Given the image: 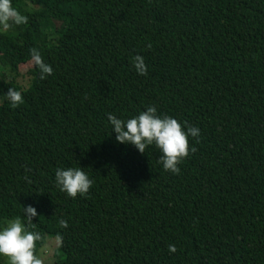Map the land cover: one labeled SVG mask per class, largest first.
<instances>
[{
    "label": "trees",
    "instance_id": "16d2710c",
    "mask_svg": "<svg viewBox=\"0 0 264 264\" xmlns=\"http://www.w3.org/2000/svg\"><path fill=\"white\" fill-rule=\"evenodd\" d=\"M11 2L28 22L0 28V223L38 232L37 257L54 234V264H264V0ZM150 106L200 130L179 174L112 132L109 114ZM67 168L93 181L86 195L57 187Z\"/></svg>",
    "mask_w": 264,
    "mask_h": 264
},
{
    "label": "clouds",
    "instance_id": "9594fccd",
    "mask_svg": "<svg viewBox=\"0 0 264 264\" xmlns=\"http://www.w3.org/2000/svg\"><path fill=\"white\" fill-rule=\"evenodd\" d=\"M28 22V17L22 15L12 6L11 0H0V28L8 30L13 24L21 25ZM151 48L149 44L147 46ZM32 59L39 69V78L46 79L53 74V68L43 61L40 53L32 49ZM132 64L139 75L147 74V67L142 56H135ZM8 102L13 108L23 102L21 92L9 88L6 93ZM108 120L112 126L115 139L121 144H131L141 153H145L148 146H155L161 153L159 162L166 172L179 174L178 165L196 151L190 147L189 136L198 138L200 130L187 126V130L170 116H159L155 107H148L138 116L126 121L109 114ZM199 140H197V143ZM56 185L68 197L76 198L77 195H86L92 187L93 181L81 168L57 169L55 173ZM24 215L29 224L37 216V211L31 205L23 208ZM60 227L67 228V221L61 219ZM42 239L38 232L28 231L19 217L8 220L6 226L0 229V256L7 259L8 264H43L35 254L36 242ZM170 253H175V245H169Z\"/></svg>",
    "mask_w": 264,
    "mask_h": 264
},
{
    "label": "rangeland",
    "instance_id": "374dc122",
    "mask_svg": "<svg viewBox=\"0 0 264 264\" xmlns=\"http://www.w3.org/2000/svg\"><path fill=\"white\" fill-rule=\"evenodd\" d=\"M33 64L34 63H26L19 67L18 71L19 74L22 76L21 78L17 79V82L21 84L22 86H26L28 84V81L30 79V76L33 73ZM1 76L5 80H9L10 76L6 70H2ZM6 222L0 223V229H2L4 226H6ZM43 240L39 244V254L38 257L42 260L43 264H54V251L58 246V239L55 237L54 234H44ZM0 264H8V261L6 258L0 256Z\"/></svg>",
    "mask_w": 264,
    "mask_h": 264
}]
</instances>
